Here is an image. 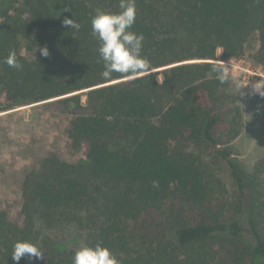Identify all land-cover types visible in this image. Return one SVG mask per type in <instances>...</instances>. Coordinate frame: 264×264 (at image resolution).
I'll return each instance as SVG.
<instances>
[{
  "label": "trees",
  "instance_id": "obj_1",
  "mask_svg": "<svg viewBox=\"0 0 264 264\" xmlns=\"http://www.w3.org/2000/svg\"><path fill=\"white\" fill-rule=\"evenodd\" d=\"M118 5L0 0V112L56 106L84 157L50 149L24 176L18 215L0 208V264H15L18 240L44 253L19 264H73L98 243L120 264H264V157L239 167L241 101L212 71L218 50L240 58L254 34L264 68V0H136L132 30L151 71L104 80L90 18ZM10 50L22 70L3 63Z\"/></svg>",
  "mask_w": 264,
  "mask_h": 264
},
{
  "label": "rangeland",
  "instance_id": "obj_2",
  "mask_svg": "<svg viewBox=\"0 0 264 264\" xmlns=\"http://www.w3.org/2000/svg\"><path fill=\"white\" fill-rule=\"evenodd\" d=\"M258 47L254 34L240 58L223 59L222 51L218 50L215 61L258 67L260 65L252 58ZM21 52L28 59L36 56V52H27L25 48ZM230 69L228 77L234 82L232 92L239 97L243 112L242 131L231 149L239 167L250 173L255 163L264 157V85L257 89L259 92L245 88L237 81V76L230 74ZM0 99L3 100L1 96ZM33 106L17 105L0 112V208L10 210L13 217L21 208L24 176L39 166L50 149L57 150L61 159L68 163L84 160L82 153H75L68 147L64 134L65 117L60 110L56 106L44 109Z\"/></svg>",
  "mask_w": 264,
  "mask_h": 264
},
{
  "label": "clouds",
  "instance_id": "obj_3",
  "mask_svg": "<svg viewBox=\"0 0 264 264\" xmlns=\"http://www.w3.org/2000/svg\"><path fill=\"white\" fill-rule=\"evenodd\" d=\"M118 6L120 9L118 12L94 9L90 18L91 33L99 43L97 62H103L101 77L104 80H111L113 74L118 73L128 80H133L149 74L151 63L142 55L144 35L132 30L136 21V0H119ZM64 24L78 27L73 19H65ZM39 51L45 57L49 55L47 48ZM3 63L18 71L23 68L14 50L9 51ZM228 70L229 67L225 64L222 68L212 69L222 84L228 78ZM254 87L257 91L256 85ZM25 256L29 260H40L44 258V253L29 240L16 241L13 244L12 260L19 264L21 258ZM73 264H120V261L109 248L98 243L95 246L85 245L79 248L74 254Z\"/></svg>",
  "mask_w": 264,
  "mask_h": 264
},
{
  "label": "built area",
  "instance_id": "obj_4",
  "mask_svg": "<svg viewBox=\"0 0 264 264\" xmlns=\"http://www.w3.org/2000/svg\"><path fill=\"white\" fill-rule=\"evenodd\" d=\"M215 63H218L222 66H224V64L232 69H230V74L232 76H237V81L240 82V84L247 88H254L255 89V85L256 88H261L264 85V69L260 66L258 67H246V66H235L233 64H230L227 61H212ZM228 74H229V70H228Z\"/></svg>",
  "mask_w": 264,
  "mask_h": 264
},
{
  "label": "water",
  "instance_id": "obj_5",
  "mask_svg": "<svg viewBox=\"0 0 264 264\" xmlns=\"http://www.w3.org/2000/svg\"><path fill=\"white\" fill-rule=\"evenodd\" d=\"M160 70V69H159ZM155 71H157V70H155ZM85 91H87V90H83V91H80V92H85ZM80 92H78V93H80Z\"/></svg>",
  "mask_w": 264,
  "mask_h": 264
}]
</instances>
